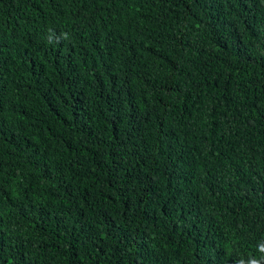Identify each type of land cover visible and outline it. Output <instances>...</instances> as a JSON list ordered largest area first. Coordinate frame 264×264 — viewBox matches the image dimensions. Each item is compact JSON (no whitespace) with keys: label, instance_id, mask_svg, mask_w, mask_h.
<instances>
[{"label":"trees","instance_id":"obj_1","mask_svg":"<svg viewBox=\"0 0 264 264\" xmlns=\"http://www.w3.org/2000/svg\"><path fill=\"white\" fill-rule=\"evenodd\" d=\"M261 245L264 0H0V264Z\"/></svg>","mask_w":264,"mask_h":264},{"label":"clouds","instance_id":"obj_2","mask_svg":"<svg viewBox=\"0 0 264 264\" xmlns=\"http://www.w3.org/2000/svg\"><path fill=\"white\" fill-rule=\"evenodd\" d=\"M53 35L54 34L50 33L48 38L51 40ZM60 38L66 40L69 38V34L68 33H62V34H60ZM259 251L261 253H264V245L260 246ZM261 260H264V256H262L260 259L249 258L247 261L241 259L237 262V264H261Z\"/></svg>","mask_w":264,"mask_h":264}]
</instances>
